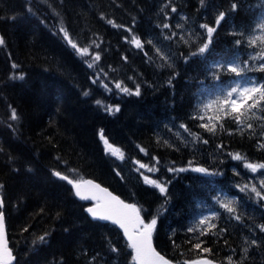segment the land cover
Listing matches in <instances>:
<instances>
[{
  "label": "trees",
  "instance_id": "obj_1",
  "mask_svg": "<svg viewBox=\"0 0 264 264\" xmlns=\"http://www.w3.org/2000/svg\"><path fill=\"white\" fill-rule=\"evenodd\" d=\"M221 12L225 19L209 50L192 57L189 53L207 37L199 25L215 26ZM262 21L264 0H0L5 37L0 46V184L16 264H133L121 232L91 220L88 203L53 175L58 170L73 180L92 178L139 205L148 222L156 218L155 245L176 263L202 256L221 264H228V257L234 264H264V204L251 199L238 180L244 160L264 163V111L252 109L237 124L230 115L215 119V107L204 109L239 79L221 70L223 83L217 84L211 77L216 64L254 69L264 63L252 59L264 44L247 42L264 33ZM163 23L172 25L176 37L165 39L169 30ZM61 28L90 54L73 49ZM132 36L142 48L135 47ZM95 53L99 61L92 59ZM13 63L19 67L13 69ZM20 74L23 80L15 78ZM251 76L264 82V72L249 70L244 79ZM116 83L133 91L139 85L140 95L124 93ZM9 105L19 122L11 120ZM199 115L205 119H193ZM201 123L215 124V131ZM101 131L120 149L115 156L100 139ZM236 153L240 160L234 159ZM137 161L153 171L140 169ZM197 167L208 172L193 171ZM144 175L164 182L167 194L146 184ZM221 202H231L236 213H227ZM204 214L215 215L216 227L197 239L198 233L187 229ZM42 235L44 241L38 239ZM201 241L211 253L193 249Z\"/></svg>",
  "mask_w": 264,
  "mask_h": 264
},
{
  "label": "snow or ice",
  "instance_id": "obj_2",
  "mask_svg": "<svg viewBox=\"0 0 264 264\" xmlns=\"http://www.w3.org/2000/svg\"><path fill=\"white\" fill-rule=\"evenodd\" d=\"M231 7L233 10H235L236 4L233 3ZM28 11L31 12V8H29ZM171 11L175 12L176 8L173 7ZM224 19L225 13L221 12L218 14V17L215 20V26H209L208 24L200 25V27L206 30L207 37L205 42H203L196 51H192L190 53L191 56L202 55L209 50V45L212 43V36L216 32V28ZM108 23L113 24L114 27H117V25H115V23L111 20H109ZM176 27L179 28L180 25H177ZM259 27L262 31H264V21L260 22ZM162 28L169 30V35L165 36V39L171 40L176 37L177 34L175 31L171 30L172 25L169 23H163ZM60 31L64 33V37L67 39V42L71 45V47L75 49L81 56L90 54L87 47H78V45L74 43L71 38H69L67 31H65L63 28H61ZM239 35L243 37L244 33H239ZM180 40L185 44H189V40H186L183 36L180 37ZM257 40L264 44V35L248 39L247 42L249 45H255ZM131 42L137 48L143 47L141 40L137 36H132ZM148 43L151 44L152 41L149 40ZM236 43L239 45L241 41L237 40ZM4 44L5 39L3 36H0V46H3ZM96 47L99 48V44H96ZM157 52H159V49H157ZM162 58L165 60L167 59V57ZM92 59L94 61H99L101 59L100 54L95 53L92 56ZM253 59L264 60V48L260 50L259 57L253 56ZM11 67L16 69L19 66L13 63ZM88 67L92 68L93 64L88 63ZM221 70L232 73L235 75V77L243 79L245 73L249 70L264 72V63H260L258 68L254 69H249L247 64L241 66L239 63H218L214 66V70L211 72V77L217 84L223 83L220 80ZM15 78L23 80L24 75L20 74ZM105 87H107V85H105ZM115 87L129 95H140L139 85L136 86L135 91L128 87H121V83H116ZM84 95L87 96L88 92H85ZM96 103L100 104L101 102L97 101ZM8 107L11 108V120L19 122L21 117L17 114L16 109L11 105ZM213 107H215L216 111L219 113L215 119L219 120L221 116L230 115L233 117L236 123L239 124L241 122V118L245 117L247 113L251 112L252 109L264 111V82L258 83L253 78H248L244 83L237 81L232 86L225 87L222 94L217 95L214 99L209 100L207 104L204 105V109ZM108 110L112 111L111 106H109ZM119 110V107L114 109L115 112H118ZM193 119H199L203 121L205 116H193ZM208 119L211 121L213 117L209 116ZM9 127H12V125H9ZM181 127L184 128L185 131H189L185 125H181ZM199 127L204 128L208 132H214L216 126L215 124H212L210 127L208 123H201ZM248 127H251V124H249ZM190 134L195 138V134ZM100 139L103 140L104 144L107 146V150L111 153V155L115 156L119 149L112 147L109 141L104 137L102 131L100 133ZM203 142L207 143V140H204ZM0 151H2V149H0ZM141 151L144 150L141 149ZM119 159H124L123 154L119 156ZM234 159L240 160L241 157L239 154H236ZM136 163H138L140 169H145L147 167L145 164L139 163L138 161ZM245 167L250 169L252 172H256L258 169H264V164H245ZM147 171L152 172L153 168L147 167ZM168 171H185V169L169 168ZM193 171L200 173L208 172L207 169L201 167L194 168ZM53 175L59 180L66 181L69 185H71L74 189V194L81 200L95 202L93 206L86 208V212L93 220L111 222V224L118 226V228L123 231V235L127 239L128 247L132 252L131 260L133 264H171V262L161 256L153 246V234L156 231L157 226L156 218H151L150 222H146L145 218L141 215V208L137 207L135 203H126L124 200L120 199L119 196L113 195L106 188H102L99 184L94 183L92 180H73L67 175H62L59 171H54ZM117 175H119V173H117ZM143 179L146 184L158 189L160 193L165 195L167 194V188L164 182L158 179H152L147 175H144ZM244 187L247 188L248 185H245ZM3 188L4 185L0 184V189ZM251 192L255 193V195L261 200H264V195H262V192H264V180L260 181L259 191L257 190V187L253 185L251 187ZM5 206V198L3 195H0V264H12V262L15 260V256H13L12 250L8 247L5 228ZM220 206L229 214L236 213V209L231 206V202H221ZM233 218L240 220L239 215H235ZM205 225H207V227H204ZM215 227L216 225L210 223L208 217H204L199 220L195 227H189L187 231L190 233H198L196 238L199 239L200 236L207 235L208 232ZM26 230L27 229H25V231ZM260 230L264 231V225L260 226ZM38 239L40 241H44L45 236L42 235ZM188 242L191 243V240ZM204 243V241H201L193 244L192 247L194 250L201 251L202 253H211V248L203 247ZM251 243L255 245L257 241L252 240ZM112 251L116 252L118 249L113 247ZM243 251L244 253H247L248 249L244 248ZM184 264H216V262L211 259L204 258L185 260ZM228 264H234L231 257H228ZM236 264H239V262H236Z\"/></svg>",
  "mask_w": 264,
  "mask_h": 264
},
{
  "label": "rangeland",
  "instance_id": "obj_3",
  "mask_svg": "<svg viewBox=\"0 0 264 264\" xmlns=\"http://www.w3.org/2000/svg\"><path fill=\"white\" fill-rule=\"evenodd\" d=\"M260 35H264V33L263 32H261V34ZM253 59V58H252ZM259 59H255V61L254 62H257ZM252 78V77H251ZM247 79L248 78H245V79H242V78H240L238 81H240L241 83H244V82H246L247 81ZM254 79V78H253ZM255 81L257 82V80L255 79ZM241 157V156H240ZM247 164H263V163H250V162H248ZM145 169H147V167L145 168ZM263 172V169H258L256 172H252V171H250V172H246V174H245V177L242 179V181H241V184H242V186H239L241 189H243V188H245L244 186L245 185H248V187L247 188H245L246 190H249V191H251V187L253 186V185H255L256 187H257V190L259 191L260 190V181L261 180H264V174L262 173ZM250 176H249V175ZM263 176V177H262ZM250 177V178H249ZM245 183V184H244ZM248 183H250V184H248ZM262 195H264V192H262ZM250 197H251V199H259V200H261L259 197H257L256 195H255V193H250ZM261 201H263V203H264V200H261Z\"/></svg>",
  "mask_w": 264,
  "mask_h": 264
},
{
  "label": "bare ground",
  "instance_id": "obj_4",
  "mask_svg": "<svg viewBox=\"0 0 264 264\" xmlns=\"http://www.w3.org/2000/svg\"><path fill=\"white\" fill-rule=\"evenodd\" d=\"M42 2H43V1H42ZM49 5H50V4H49ZM30 6H31V5H30ZM28 9H29V7H28ZM56 15H57V14H56ZM192 17H193V16H192ZM196 18H197V16H196ZM194 20H195V19H194ZM188 21H189V20H188ZM196 21H197V20H195V22H196ZM113 22H114V21H113ZM193 22H194V21H193ZM202 22H203V21H202ZM114 23H115V22H114ZM182 23H183V22H182ZM188 23H190V21H189ZM180 24H181V23H180ZM197 24H198V23H197ZM199 24H200V22H199ZM201 24H202V23H201ZM206 24H207V23H206ZM116 25H117V24H116ZM183 25H184V24H183ZM187 25H188V24H187ZM117 26H118V25H117ZM199 26H200V25H199ZM180 27H181V26H180ZM129 29H130V28H129ZM130 31H131V30H130ZM130 31H129V32H130ZM204 31H205V30H204ZM201 34H202V33H201ZM191 35H192V34H191ZM186 39H187V37H186ZM202 40H203V39H202ZM198 41H199V40H198ZM191 47H192V46H191ZM193 47H194V46H193ZM185 48H186V47H185ZM190 50H191V49H190ZM191 51H192V50H191ZM195 51H196V49H195ZM189 54H190V53H189ZM192 57H194V56H192ZM192 61H193V60H192ZM193 62H194V61H193ZM187 67H189V66H187ZM250 122H251V121H250ZM246 123H247V122H246ZM251 124H252V123H251ZM254 126H255V125H254ZM257 126H258V125H257ZM260 128H261V127H260ZM103 130H104V129H103ZM252 131H253V130H252ZM260 131H262V130H260ZM253 132H254V131H253ZM262 132H263V131H262ZM254 133H255V132H254ZM104 134H105V133H104ZM258 134H259V133H258ZM109 135H110V134H109ZM109 135H108V136H109ZM250 137H251V136H250ZM109 140H110V139H109ZM244 140H246V139H244ZM244 140H243V141H244ZM252 140H253V139H252ZM257 140H258V139H257ZM110 141H111V140H110ZM249 141H250V140H249ZM249 141H248V142H249ZM253 141H254V140H253ZM259 141H260V140H259ZM259 141H258V142H259ZM117 142H118V141H117ZM248 142H247L246 144H249ZM250 142H251V141H250ZM111 143H112V142H111ZM244 143H245V142H244ZM244 143H243V144H244ZM255 143H256V142H255ZM255 143H254V144H255ZM261 143H262V142H261ZM120 144H121V143H120ZM237 144H238V143H237ZM243 144H242V145H243ZM251 144H252V143H251ZM251 144H250V145H251ZM113 145H114V144H113ZM239 145H240V144H239ZM252 145H253V144H252ZM230 146H232V145H230ZM243 146H244V145H243ZM246 146H247V145H246ZM258 146H259V145H258ZM258 146H257V147H258ZM238 147H240V146H238ZM118 148H119V145H118ZM120 148H121V146H120ZM196 148H197V147H196ZM231 148H233V147H231ZM236 148H237V147H236ZM240 148H242V146H241ZM240 148H239V149H240ZM244 148H245V147H244ZM246 148H247V147H246ZM258 148H259V147H258ZM242 149H243V148H242ZM248 149H249V147H248ZM119 150H120V149H119ZM229 150H230V149H229ZM236 150H237V149H236ZM251 150H252V149H251ZM121 151H122V150H121ZM247 151H248V150H247ZM262 151H263V150H262ZM237 152H238V150H237ZM249 152H250V151H249ZM255 152H256V151H255ZM255 152H254V153H255ZM230 153H231V152H230ZM252 153H253V150H252ZM236 154H237V153H236ZM247 154H248V153H247ZM247 154H246V156H247ZM249 154H250V153H249ZM258 154H259V152H258ZM251 155H252V154H251ZM240 156H241V155H240ZM248 156H249V155H248ZM259 156H260V154H259ZM249 157H250V156H249ZM262 157H263V156H262ZM242 158H243V157H242ZM260 158H261V157H260ZM221 159H222V158H221ZM249 159H250V158H249ZM215 161H216V160H215ZM244 161H245V160H244ZM259 161H260V160H259ZM228 163H229V162H228ZM231 164H232V163H231ZM225 165H226V164H224V166H225ZM227 165H228V164H227ZM227 165H226V166H227ZM234 165H235V164H234ZM182 166H183V165H182ZM236 166H237V165H236ZM183 168H184V167H183ZM236 168H237V167H236ZM239 168H240V167H239ZM227 169H228V168H227ZM231 169H232V167H231ZM237 170L239 171V169H237ZM237 170H236V171H237ZM241 170L243 171V169H241ZM58 171H59V170H58ZM52 172H53V171H52ZM61 173H62V172H61ZM236 173H237V172H236ZM262 173H263V172H262ZM230 174H231V173H230ZM231 175H233V174H231ZM248 175H249V174H248ZM233 176H234V175H233ZM249 176H250V175H249ZM236 177H237V176H236ZM262 177H263V176H262ZM233 178H234V177H233ZM249 178H250V177H249ZM236 179H237V178H236ZM238 179H239V178H238ZM230 180H231V179H230ZM231 181H232V180H231ZM239 181H242V180H239ZM232 184H233V183H232ZM244 184H245V183H244ZM248 184H250V183H248ZM235 185H236V184H235ZM104 186H105V185H104ZM81 202H82V201H81ZM262 202H263V201H262ZM259 206H260V205H259ZM85 207H87V206H85ZM259 210H260V209H259ZM254 224H256V223H254ZM262 224H263V223H262ZM257 225H258V224H257ZM251 226H252V225H251ZM213 233H214V232H213ZM226 233H227V231H226ZM217 234H218V233H217ZM246 234H247V233H246ZM252 235H254V234H252ZM256 235H257V234H256ZM258 235H260V234H258ZM212 236H213V235H212ZM242 236H243V235H242ZM243 237H244V236H243ZM252 237H253V236H252ZM209 239H210V237H209ZM209 239H208V240H209ZM254 239H255V238H254ZM257 240L259 241V239H257ZM195 243H196V242H195ZM195 243H194V244H195ZM206 243H208V242H206ZM207 245H208V244H207ZM203 246H204V245H203ZM204 247H205V246H204ZM251 247H252V246H251ZM248 253H249V252H248ZM219 254H220V253H219ZM219 254H218V255H219ZM229 254H230V253H229ZM257 254H258V253H257ZM249 256H250V255H249ZM237 257H238V256H237ZM221 258H222V257H221ZM225 259H226V258H225ZM245 259H246V258H245ZM256 259H257V258H256ZM222 260H223V259H222ZM254 261H255V260H254ZM254 261H253V262H254ZM257 264H259V263H257Z\"/></svg>",
  "mask_w": 264,
  "mask_h": 264
},
{
  "label": "water",
  "instance_id": "obj_5",
  "mask_svg": "<svg viewBox=\"0 0 264 264\" xmlns=\"http://www.w3.org/2000/svg\"><path fill=\"white\" fill-rule=\"evenodd\" d=\"M86 180H92L94 183H96V184H99L102 188H106L105 186H103L102 184H100L99 182H97V181H95V180H93V179H86ZM109 192H111L113 195H116L115 193H113L109 188H106ZM74 190V189H73ZM116 196H118V195H116ZM120 197V196H119ZM79 198V197H78ZM120 199H122L121 197H120ZM123 200V199H122ZM84 201H86V200H84ZM125 201V200H124ZM89 202H93V203H95L94 201H89ZM126 203H129V202H127V201H125ZM94 204H92V205H90V206H93ZM89 206V207H90ZM138 207V206H137ZM88 214V213H87ZM89 215V214H88ZM142 215V214H141ZM143 216V215H142ZM102 222H106V221H102ZM106 223H111V222H106ZM116 226V225H115ZM5 228H6V223H5ZM117 228H118V226H117ZM119 229V228H118ZM122 233H123V231L121 230V229H119ZM6 234H7V228H6ZM125 239H126V237H125ZM7 240H8V234H7ZM126 241H127V239H126ZM153 246L155 247V243H154V238H153ZM8 247L11 249V247H10V243H9V240H8ZM155 249H156V247H155ZM12 250V249H11ZM156 251H157V249H156ZM157 252H159V251H157ZM160 253V252H159ZM12 254H13V256H15L14 255V253H13V251H12ZM160 255L161 256H163L166 260H169V259H167L163 254H161L160 253ZM170 261V260H169ZM171 262V261H170ZM16 263V256H15V260L12 262V264H15ZM171 264H174V263H172L171 262Z\"/></svg>",
  "mask_w": 264,
  "mask_h": 264
}]
</instances>
